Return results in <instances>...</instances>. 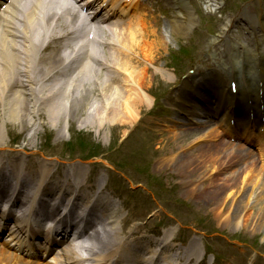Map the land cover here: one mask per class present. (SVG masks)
<instances>
[{
  "label": "rangeland",
  "instance_id": "1",
  "mask_svg": "<svg viewBox=\"0 0 264 264\" xmlns=\"http://www.w3.org/2000/svg\"><path fill=\"white\" fill-rule=\"evenodd\" d=\"M195 21L197 23L193 25V32L186 33L183 39L175 38L177 45L186 46L192 35L197 38L206 35L199 29L208 30L207 26L199 25L196 18ZM158 22L162 37L173 30L169 20H163L161 15ZM220 24L216 22L217 28ZM218 38L219 35L216 33L207 37L201 43L199 51L191 58L182 54L180 50L175 53L177 47H173V38L169 40L167 38L165 41V45H169L171 49L170 54L166 55L168 47H162L161 40L160 45L153 50V57H167V66L163 67L165 66L163 61L156 67L148 66V78L142 89L148 102L137 106L135 119L129 120L126 116L120 121L113 120L103 128L98 127V124L90 125L88 121L92 117L91 107L94 105L93 101H97L98 92L86 91L82 96H86L81 99L82 103L81 100L78 103L73 102L71 111L67 109L66 114L60 117L40 112L39 120L28 113V116H22V120L19 118L16 121H9L7 117L9 102L3 101L0 105V129L7 141L14 142L15 135L18 136L16 141L29 145L25 137L30 126L27 125L30 117L32 122L44 126L40 128L35 142L31 143V146L34 144L33 147L37 148H40L39 144L46 143L42 133L52 135L56 146L61 143L58 133L65 134L67 140L69 138L72 140L66 148L69 157L73 158H68V155L63 153L64 149L60 148L57 150L52 148L51 151L49 148H43L45 154L60 155L73 161L77 159L87 161L97 168L108 166L110 169L108 182L114 183L117 191H121L122 200L125 199L130 217L134 216L146 228L181 223L191 230L210 234V238L214 240V243L210 244L217 248V253L225 264H248L257 252L259 240L264 237V205L261 201L259 204L256 203L257 205L254 204L259 199V187L264 188V147L237 146L234 148L235 151L226 144L229 152L239 151L241 154L231 157L225 164L218 156L215 157L216 160L212 159L214 162L208 161V164L218 169L212 175H203V169L195 162L199 155L205 152L201 147L213 148L219 142L218 145H225V140L219 137L215 142L218 136L216 129L180 127L173 124L170 117L174 113H170L166 99L172 90L167 84L168 77L171 76L179 83L183 81L180 76L189 75L187 72L189 68L207 72L210 69L215 70L214 64L221 59L227 60L228 49L222 45L219 48L217 45L214 46L218 54L216 57L209 54L214 52L210 46ZM110 40L111 38L108 39V43L114 45ZM98 74L99 82L105 80L104 72ZM85 88L87 89V86ZM73 98L74 95L71 93L69 101ZM63 124L67 127L66 133L61 132ZM54 126L59 131H56ZM12 127L15 131L23 130L18 134L15 131L14 134L9 133ZM185 128L188 132L184 131ZM129 150L132 154L141 155L135 160V165L146 168L145 175L135 170L130 172L125 166L122 158ZM117 155L119 158L115 160ZM249 164L254 166L253 169L257 173L250 175L239 170ZM230 187L233 189L218 195V188ZM256 222H262V226L254 225ZM218 233L222 235L213 236ZM206 243L204 241V244Z\"/></svg>",
  "mask_w": 264,
  "mask_h": 264
},
{
  "label": "bare ground",
  "instance_id": "2",
  "mask_svg": "<svg viewBox=\"0 0 264 264\" xmlns=\"http://www.w3.org/2000/svg\"><path fill=\"white\" fill-rule=\"evenodd\" d=\"M54 1L56 0H30L24 3V5H20L18 0L16 3L11 4L6 9L5 13L0 16V105L3 101L9 102V109H7V117H9L8 120L16 121L19 118L22 120V116H28V113H30L33 118H38V114L40 112L48 113L47 115L55 114L56 117H60L62 114H66L67 109L69 111L73 109V102L78 103V101H80L82 98L84 99L86 96H82L85 95L86 91L98 92V96H96L97 101H93L94 105L91 107L92 117L88 121L90 125L98 124V127L103 128L106 124H110L111 122H113V120L120 121L122 118H126V116L129 117V120L135 119L137 106L140 107L142 102L148 101V99L145 98L144 93L141 92L143 91L142 89L146 84L145 77L148 73V68L146 65H144V63L147 62L154 64L155 57H153V50L156 49L158 45H160L161 39H163L162 44L164 45L167 39V36L160 37L157 31H155L153 34L146 32L147 29H154L155 27H157V17L154 16L153 18H151V21L149 22L150 26L147 27V23L141 20L146 16V13L144 12L142 14L140 12V9L135 8L131 14H133L136 18H139V20H133V22L130 19L126 20V23L130 21L127 25L129 29H133V36H135V39L133 40L125 35L116 34L115 30L112 31L111 37L118 43V47H120L121 49H115L116 53H109L108 57L103 58L109 65L100 62L99 59H97L93 54L94 48H92L91 45L92 38H88L90 33L93 32L89 30L85 33L87 39L84 42L80 43L78 52L81 50L79 55L83 56L84 60L93 59L94 61L92 60L91 64L82 65L81 68L77 69L74 74L68 77L67 81L61 82L60 80L58 82H53L51 81L52 77H49V75L52 73L51 67L55 65L57 61L53 60L51 63H49L48 66H44L42 63H40L48 58L46 53L48 52L50 44L42 46L44 44H42V42L47 37L48 32L50 31L51 34L53 32L51 28H57L61 35L78 36V42L84 36L80 29L73 31L69 28V25L75 22L77 17L72 9H68L69 7H67V9H63L65 0L57 1L62 8L57 7V5L59 4L55 3V5ZM115 1V4L112 3L111 7L120 6L116 15L121 17L124 16L123 14H125V11H128L129 9L124 10L123 8H121V4L124 3L122 2L120 4L121 0ZM173 1L177 3L179 8L180 6L184 7L182 16L190 14L189 12H185L187 8V3L185 0ZM117 22L119 21L117 20ZM5 24L9 26V31L11 32L10 35L5 34V32L3 31V27L5 26ZM249 26L251 28V31H258L260 33L264 31L263 22H252L249 23ZM174 32L175 31L173 30L170 32V34L174 35ZM149 38H154L153 43L150 44L149 42H147ZM51 40L52 43L58 42V39L55 38ZM94 40H96L95 37ZM255 40L258 41L257 39ZM226 43L228 47L233 45L239 46L238 43L234 40L231 42V44L228 42ZM240 45L241 52H244L245 54H247V52H251L252 54L256 53L259 56L261 54L263 59V52L261 50L260 41H258L257 44L254 42V44L251 45L246 42ZM238 52L239 49L235 51L234 54L237 55ZM140 56L143 57V60L139 58ZM59 58L61 59V61H64L66 59V56H59ZM60 59L58 60L59 62ZM97 62H100V67L98 68H101V70H106V72L108 73L107 75H111L112 73L108 68H111L112 70L114 69L120 75L122 74L121 72H125L124 77L127 79L125 80V82L128 83L129 90L133 91L132 96L126 94L124 95V91L118 88L112 89L107 81L105 82L103 80L99 82L98 70H96L94 66ZM131 69H136L140 74ZM45 76L49 77L47 81L44 78ZM203 80V78H201V80L199 79L198 81L192 79V81H189V83H184L183 88L186 91L189 90L191 99L189 101V98H187L189 93H181L182 95L179 97L181 99L180 104L175 103L174 110H181L186 114H190L187 109L192 108L197 110L193 103L202 102V105L204 107L205 105H208L210 109L213 105L215 106L216 104V106L218 107L215 106L212 111H201L199 113V118L213 119L214 116L217 118L220 116L221 121H223L229 119L230 115H233V117L235 116L234 121L237 120L236 116L240 115L241 113L237 114V112H239L240 110H238L237 112L236 110H244L243 102L247 99V96H240L242 86L240 89H238V94L232 97L229 86L232 78L230 76H226V78H224L222 75L216 74L214 81L217 84L221 85L222 88L221 99H218L215 102L214 98L206 96L205 94H201L200 96L199 92L195 91V89L192 88L193 85H196L197 87L200 86ZM250 82L251 81H249L248 84ZM248 84L245 85L249 89ZM85 86H87V89L85 88ZM71 93L72 95H74V98L72 99L74 101H69ZM248 94L249 96H251V99L253 97L254 101L259 100V96L257 94H254L253 91H250ZM193 95H195L197 99L193 98ZM262 95L264 102L263 91ZM234 97L236 100L233 99ZM240 105L241 107H238ZM234 106L237 107V109L233 110L232 107ZM245 112L246 110H244V114ZM193 115L195 114L193 113ZM27 121V125H35L32 124L33 122L30 117H28ZM209 124L212 123L209 122ZM207 127V125H204V128ZM232 131L235 130L232 129ZM30 137L32 136H28V138ZM43 137L47 139L45 145L50 146L52 144L50 135L43 134ZM226 144L229 146L227 142ZM226 144H223L221 146L215 144L213 148L204 146L201 147L202 150H204L206 153L202 152V154L199 155L198 159H196L195 162H198V166H201L200 169H203V175H212L213 172L218 169V167L214 165L210 166L208 164V161L214 162L212 161V159L216 160L215 157L218 156L220 161L224 162L225 164L230 160L231 157L236 156V154H241V152L239 151H237L236 153L232 151L229 152L226 148L228 147L226 146ZM230 147V149L235 150V146ZM209 149H212L213 151H210ZM220 155H223L224 157H220ZM253 168L254 166L252 164H249L247 166L241 167V169L239 170H242V172L246 174L253 175L257 173V171ZM230 189L233 188H218V195H222V193L227 190L230 191ZM258 192L259 199L254 204H259V201H261L264 205V188L259 187ZM250 193L252 194V191H250ZM57 199L60 202H71L70 200H68V196L66 195L63 199H61V196L59 195L57 196ZM108 205L109 203L106 206L108 207ZM97 221H101V218H98ZM261 223L262 222H256L254 225H258V227H260ZM114 225L115 223L111 225L109 224L108 229L104 231V236L106 239L115 235V232L112 231V227ZM97 242L102 243L103 238H99ZM148 245H150V247L153 246L151 243H149ZM89 246L97 245L89 243ZM190 246L194 247V244L190 243ZM145 249H147V243L142 241L141 245L131 248V250H133L135 253H130H134L136 258V256L140 252H143V250ZM94 250H97V248L94 247L90 250L92 257L94 258L91 260L90 264H105V255H97L93 253ZM107 250L110 259L112 254L116 253V255H118V253L122 252V249H120V247L116 248L111 244L109 246L104 245V251ZM137 250H139V252H136ZM43 254H45V251L43 252ZM198 254H200V251L197 249L195 256L197 257ZM152 258L149 257V260L146 256L143 261H145L146 264H154L153 262H151ZM11 259L12 258L9 257V255H7L6 253H0V264H14ZM68 259H72V256L67 255V260ZM122 259L129 258L124 257ZM68 262L73 263L75 261ZM167 264H174V261L170 260Z\"/></svg>",
  "mask_w": 264,
  "mask_h": 264
}]
</instances>
